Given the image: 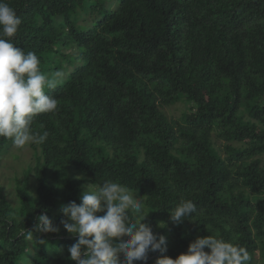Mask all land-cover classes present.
Returning <instances> with one entry per match:
<instances>
[{"label": "trees", "instance_id": "trees-1", "mask_svg": "<svg viewBox=\"0 0 264 264\" xmlns=\"http://www.w3.org/2000/svg\"><path fill=\"white\" fill-rule=\"evenodd\" d=\"M5 2L22 20L14 45L64 75L45 88L57 110L33 118L48 138L28 144L13 198L0 188V264H76L60 206L105 180L133 188L142 222L166 238L135 264L175 259L206 235L264 264V0ZM176 103L178 117L166 110ZM11 143L0 137V165ZM182 199L197 212L174 225ZM40 214L59 228L38 234L44 244L24 234Z\"/></svg>", "mask_w": 264, "mask_h": 264}, {"label": "clouds", "instance_id": "clouds-1", "mask_svg": "<svg viewBox=\"0 0 264 264\" xmlns=\"http://www.w3.org/2000/svg\"><path fill=\"white\" fill-rule=\"evenodd\" d=\"M21 23L15 9L0 0V137L11 139L17 148L42 144L48 138L47 130H32L33 118L57 110V100L46 94L45 88L55 89L64 75L60 70L41 72L38 56L14 45L11 38ZM59 211L64 217L63 228L77 236L68 247L69 258L76 264H135L146 262L150 251H166V238L142 222L149 213L142 200L134 195L133 188L119 182L88 184L79 203L69 201ZM196 212L192 200L182 199L169 210V220L176 225L183 219L191 220ZM58 231L47 214H40L33 229L24 234L29 241L35 236L37 244H44L39 233ZM251 259L246 248L206 235L190 242L187 251L175 259L162 255L156 264H249Z\"/></svg>", "mask_w": 264, "mask_h": 264}, {"label": "rangeland", "instance_id": "rangeland-1", "mask_svg": "<svg viewBox=\"0 0 264 264\" xmlns=\"http://www.w3.org/2000/svg\"><path fill=\"white\" fill-rule=\"evenodd\" d=\"M169 114L174 117H178L183 111V105L176 103L170 109H166ZM106 153L111 154V151L106 148ZM3 158V159H2ZM2 164L0 165V188H3V191L7 193L8 197L13 198V188H12V177L14 170L22 171L24 168H27V164L33 163V151L31 148L26 145L24 148H17L13 142L10 144L9 153L4 157H1ZM24 180L26 178H23ZM30 180L33 182V177H30Z\"/></svg>", "mask_w": 264, "mask_h": 264}]
</instances>
